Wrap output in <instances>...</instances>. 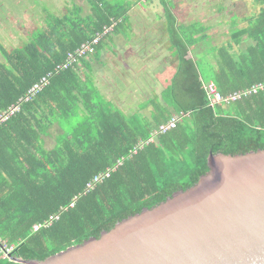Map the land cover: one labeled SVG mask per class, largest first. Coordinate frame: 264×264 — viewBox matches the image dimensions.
Listing matches in <instances>:
<instances>
[{"label":"trees","instance_id":"16d2710c","mask_svg":"<svg viewBox=\"0 0 264 264\" xmlns=\"http://www.w3.org/2000/svg\"><path fill=\"white\" fill-rule=\"evenodd\" d=\"M86 1L88 14L73 8L62 18L52 17L22 47L1 49L0 114L105 27L116 23L113 33L121 30L136 4ZM159 2L178 67L170 84L143 103L139 113L127 117L96 89L85 87L79 65L55 75L0 125V245L13 248L8 258L0 251V264L42 262L100 238L123 220L196 185L209 172L211 154L264 150V91L211 106L205 90L214 83L228 96L264 82V0H235L231 8L239 9L242 18L232 22L235 31L214 52L215 63L204 66L191 58L190 50L206 39V28L179 25L173 1ZM81 102L83 120L71 131L63 129L47 147L49 129L76 117L73 110ZM175 116L176 128L157 132ZM108 172V178L88 189ZM57 214V221L44 226ZM37 225L41 228L35 231Z\"/></svg>","mask_w":264,"mask_h":264},{"label":"water","instance_id":"95a60500","mask_svg":"<svg viewBox=\"0 0 264 264\" xmlns=\"http://www.w3.org/2000/svg\"><path fill=\"white\" fill-rule=\"evenodd\" d=\"M186 191L45 261L24 264H264V150L211 154Z\"/></svg>","mask_w":264,"mask_h":264},{"label":"crops","instance_id":"0c3cea01","mask_svg":"<svg viewBox=\"0 0 264 264\" xmlns=\"http://www.w3.org/2000/svg\"><path fill=\"white\" fill-rule=\"evenodd\" d=\"M172 1L179 25L198 24L206 28V39L191 48V58L203 66L214 64V52L218 47L227 45L232 36V23L226 22V18L229 20L227 8L221 6L226 0ZM230 1L233 6L232 1L235 0ZM207 4L213 9L210 6L209 11H205ZM197 6L203 10L200 9L196 15L194 9ZM136 7L134 5L127 14L125 26L118 32H112L98 53L78 68L81 83L96 89L105 101L127 117L139 113L143 103L154 94H160L170 84L178 67L177 56L168 39L163 8L153 12L144 9L135 11ZM186 7H193L194 12L182 11ZM157 85L160 87L156 88ZM77 107L79 110H73L78 113L76 117H84L83 102ZM72 118L74 115L54 124L44 137L46 144L53 147L62 130H67L66 125L74 120Z\"/></svg>","mask_w":264,"mask_h":264},{"label":"rangeland","instance_id":"374dc122","mask_svg":"<svg viewBox=\"0 0 264 264\" xmlns=\"http://www.w3.org/2000/svg\"><path fill=\"white\" fill-rule=\"evenodd\" d=\"M111 1L119 4L136 3L135 5H137V7L135 11L144 9L154 12L161 11L162 9L159 0ZM151 1L154 6L151 5ZM232 3L235 2L232 1ZM210 6V4L204 6V10L209 11ZM221 6L227 8L229 20L226 18V22L229 21L232 23L238 18H242L239 9L235 7L231 8L233 6L230 0H226ZM240 6L242 7V4ZM73 8H82L85 10V13H89V5L86 0H0V62L3 61L1 49L5 48L6 50H12L17 47H22L27 44L33 36L42 32L43 28L48 26L52 17L62 18ZM191 8L193 9V7H186L182 11L194 12ZM211 8L213 9L212 6ZM200 9L201 11L203 10L200 6L195 7L194 14L197 15ZM233 31H235V29L232 30V32ZM159 87L160 85H157L156 88ZM72 119H74L72 123L66 125L68 131L73 130L74 127L83 120V117L79 115ZM47 147H50L48 143Z\"/></svg>","mask_w":264,"mask_h":264},{"label":"built area","instance_id":"2783aa9c","mask_svg":"<svg viewBox=\"0 0 264 264\" xmlns=\"http://www.w3.org/2000/svg\"><path fill=\"white\" fill-rule=\"evenodd\" d=\"M116 24V23H115ZM114 24V25H115ZM114 25L110 27H105L102 33H98L91 41L84 43L74 52H71L67 55L66 60L63 64L57 66V68L44 76L40 82L35 84L32 89L28 92L25 98L21 99L20 103L10 107L7 111L0 114V125L7 120H9L12 116H14L21 108V103L30 101L34 98L39 92H41L45 87H47L50 83V80L57 74L62 71L73 69L79 66L83 60H87L93 57L96 54L97 47L101 44L103 38L111 34L113 32ZM205 90L209 97V101L211 106L216 105H231L232 103L241 100L243 97H248L251 95H257L260 92L264 91V82L253 85L252 87L230 94L228 96H223L217 86L214 83H209L205 86ZM179 121V117H173L166 125H163L157 131L160 134L166 133L167 131L176 128L177 123ZM110 176V172L105 174H100L97 176L93 182L88 186V189H92L96 183L101 182L103 179L108 178ZM73 206V204H72ZM60 218V214L53 215L50 219L44 224V226H51L55 221ZM41 228V225L35 226V231H38ZM12 247L1 246L0 251L4 254L5 258L9 257V254L12 251Z\"/></svg>","mask_w":264,"mask_h":264},{"label":"bare ground","instance_id":"6f19581e","mask_svg":"<svg viewBox=\"0 0 264 264\" xmlns=\"http://www.w3.org/2000/svg\"><path fill=\"white\" fill-rule=\"evenodd\" d=\"M120 24H121V23H120ZM78 48H79V47H78ZM66 78H67V77H66ZM67 79H68V78H67ZM63 83H64V81H63ZM58 93H59V92H58ZM80 93H81V92H80ZM68 100H69V99H68ZM11 123H12V122H11ZM14 128H15V127H14ZM35 133H36V131H35ZM35 133H34V134H35Z\"/></svg>","mask_w":264,"mask_h":264}]
</instances>
